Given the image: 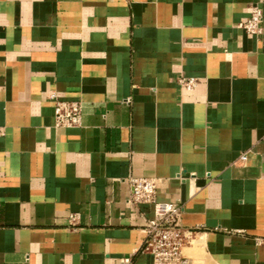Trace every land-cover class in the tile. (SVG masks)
Segmentation results:
<instances>
[{
    "label": "crops",
    "instance_id": "crops-1",
    "mask_svg": "<svg viewBox=\"0 0 264 264\" xmlns=\"http://www.w3.org/2000/svg\"><path fill=\"white\" fill-rule=\"evenodd\" d=\"M256 5L264 26V0H0V264H152L129 177L183 205L184 264H264Z\"/></svg>",
    "mask_w": 264,
    "mask_h": 264
},
{
    "label": "built area",
    "instance_id": "built-area-1",
    "mask_svg": "<svg viewBox=\"0 0 264 264\" xmlns=\"http://www.w3.org/2000/svg\"><path fill=\"white\" fill-rule=\"evenodd\" d=\"M263 12L252 6L250 15L240 26L251 36L264 34ZM180 86L191 88L195 80L180 77ZM83 107L78 101L54 100V118L58 127L79 126ZM245 162L247 156L241 158ZM130 194L127 203L136 209L145 220V238L141 253L149 255L152 264H184L187 258L183 249L195 239L196 230L182 224L183 205L177 202H160L157 199L158 181L149 177H129ZM152 206L153 215L148 216L142 208Z\"/></svg>",
    "mask_w": 264,
    "mask_h": 264
}]
</instances>
